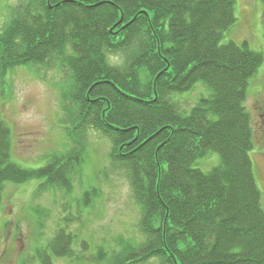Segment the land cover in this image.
Segmentation results:
<instances>
[{"label":"trees","instance_id":"16d2710c","mask_svg":"<svg viewBox=\"0 0 264 264\" xmlns=\"http://www.w3.org/2000/svg\"><path fill=\"white\" fill-rule=\"evenodd\" d=\"M235 4L5 0L0 89L11 87L8 75L19 67L63 74L74 129L108 138L109 160L127 174L139 207L140 238H120L119 250L98 247L93 264H264L263 197L245 106L264 55L247 42H222L237 21ZM121 52L125 62L114 61ZM198 83L208 94L182 110L176 95ZM85 147L56 151L42 167L25 168L11 161V130L0 119V209L6 183L30 179L41 181L37 196L61 191L93 206L100 189L93 176L84 178ZM210 152L219 154L217 166L194 167ZM79 218L60 219L37 250L40 264L75 256L69 224Z\"/></svg>","mask_w":264,"mask_h":264},{"label":"rangeland","instance_id":"374dc122","mask_svg":"<svg viewBox=\"0 0 264 264\" xmlns=\"http://www.w3.org/2000/svg\"><path fill=\"white\" fill-rule=\"evenodd\" d=\"M15 1L18 0H7L10 4ZM4 3L5 0H0V13L7 14ZM235 16L237 21L222 42L233 41L239 45L247 42L252 50L264 55V0H236ZM125 58L121 52L112 59L123 63ZM62 75L54 70L22 67L8 75L11 87L0 89V119L11 130V161L35 169L45 165L56 151L86 146L89 153L84 178L93 176L100 194L92 202L93 206H86L61 191H47L37 196L41 182L38 179L7 182L0 209V264H40L36 259L37 250L47 246L58 222L65 217H80L69 224L75 234V256L56 258L55 264H93L98 247L119 250L120 238H140V210L133 199L129 178L122 170L113 168L108 138L91 130L74 129L73 117L68 113L71 106L63 97ZM207 94L204 85L198 83L193 91L176 95V101L181 103L182 110H189L199 97ZM245 106L253 123L254 146L250 155L264 208V59L249 81ZM219 163V154L210 152L198 158L194 167L210 171ZM74 194L80 196L78 183ZM83 243L88 244L87 250Z\"/></svg>","mask_w":264,"mask_h":264}]
</instances>
